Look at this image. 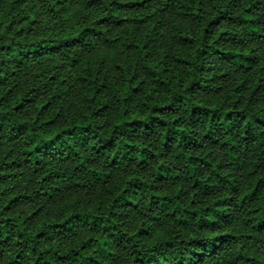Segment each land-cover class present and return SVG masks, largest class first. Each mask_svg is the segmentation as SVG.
<instances>
[{
	"label": "trees",
	"instance_id": "1",
	"mask_svg": "<svg viewBox=\"0 0 264 264\" xmlns=\"http://www.w3.org/2000/svg\"><path fill=\"white\" fill-rule=\"evenodd\" d=\"M0 264H264V0H0Z\"/></svg>",
	"mask_w": 264,
	"mask_h": 264
},
{
	"label": "rangeland",
	"instance_id": "2",
	"mask_svg": "<svg viewBox=\"0 0 264 264\" xmlns=\"http://www.w3.org/2000/svg\"><path fill=\"white\" fill-rule=\"evenodd\" d=\"M170 26H164L162 29L161 40L165 43L172 42L169 31ZM115 43L112 46H100L95 51L82 50L79 58L82 70L95 72L100 69L101 74L108 79L117 78L121 67L132 64L136 61V52L132 42H138L139 32L133 30L130 25L115 26L113 28ZM164 44V43H163ZM168 45V44H167ZM106 193L105 188L98 185L88 190H77L76 192H65L54 203L55 206L71 204L76 209L94 208Z\"/></svg>",
	"mask_w": 264,
	"mask_h": 264
}]
</instances>
